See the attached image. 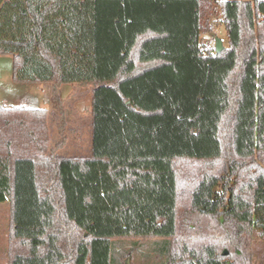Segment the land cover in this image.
I'll use <instances>...</instances> for the list:
<instances>
[{
    "label": "trees",
    "instance_id": "obj_1",
    "mask_svg": "<svg viewBox=\"0 0 264 264\" xmlns=\"http://www.w3.org/2000/svg\"><path fill=\"white\" fill-rule=\"evenodd\" d=\"M128 1L0 0L12 80L51 84L58 102L61 85L91 94L86 157L50 151L48 109L0 107L8 264H252L264 242V0H186L191 32L152 29L155 8L133 6L143 15L129 22ZM212 19L227 34L218 54L199 42ZM134 24L145 29L129 41Z\"/></svg>",
    "mask_w": 264,
    "mask_h": 264
},
{
    "label": "rangeland",
    "instance_id": "obj_2",
    "mask_svg": "<svg viewBox=\"0 0 264 264\" xmlns=\"http://www.w3.org/2000/svg\"><path fill=\"white\" fill-rule=\"evenodd\" d=\"M162 2V1H161ZM172 2V1H170ZM178 3H183L181 6ZM164 7H158V2L151 0L128 1L124 6V16L129 22L138 21L140 16H131L134 7L155 8L158 11L161 20L156 21L157 26L152 29L167 28L171 25L186 26L188 31H192V25H195L193 1L178 0L177 3L163 2ZM134 6V7H133ZM158 7V8H157ZM184 9V11H183ZM167 14L170 16H167ZM184 15V19L180 17ZM214 26L211 34L200 35L199 42L213 49V40L218 39L223 47L227 46V34L225 28L217 21L212 19ZM140 24V23H137ZM150 26V25H148ZM123 27V26H122ZM127 31V39L130 41L134 33L142 32L143 26L129 25L124 26ZM100 30V25H97ZM188 32V36L190 35ZM189 47L195 45L196 41L193 35L188 38ZM38 85V84H37ZM46 88V98L41 104L40 91L37 86H23L12 80V57L10 55H0V107H25L23 99L27 97L38 106L49 111V146L50 151L56 156L64 157H86L91 149V107H90V89L82 85H65L58 91L61 101L54 99L53 88L50 84ZM44 88V89H45ZM22 96V98H21ZM27 100V99H26ZM31 109V108H30ZM10 205L8 202L0 203V264H8L7 252L9 248V218ZM253 261L252 264H264V242L255 240L252 246Z\"/></svg>",
    "mask_w": 264,
    "mask_h": 264
},
{
    "label": "crops",
    "instance_id": "obj_3",
    "mask_svg": "<svg viewBox=\"0 0 264 264\" xmlns=\"http://www.w3.org/2000/svg\"><path fill=\"white\" fill-rule=\"evenodd\" d=\"M194 39L195 40H197L195 37H194ZM23 86H30V85H34V86H37V90H39L41 93H40V97H41V104L40 105H42V103H43V99L44 98H46V88H47V90H49L48 89V87H46L47 85H45V84H22ZM51 85V84H50ZM42 86H45V87H42ZM52 86V85H51ZM63 86H65V85H61L59 88H58V91H59V89H61ZM45 88V89H44ZM21 98H22V96H21ZM27 99V100H26ZM23 101H24V103H25V105L27 106V107H29V108H31V109H38V106H36L37 104H36V102H35V104H33V102L31 101V100H29L27 97H25V99H23ZM59 101H61V99H60V96H59ZM90 107H91V96H90ZM25 108V107H24ZM91 112V111H90Z\"/></svg>",
    "mask_w": 264,
    "mask_h": 264
},
{
    "label": "water",
    "instance_id": "obj_4",
    "mask_svg": "<svg viewBox=\"0 0 264 264\" xmlns=\"http://www.w3.org/2000/svg\"><path fill=\"white\" fill-rule=\"evenodd\" d=\"M214 48H215V52L218 54L219 52L222 51V49H223L224 47L222 46V43H221L218 39H215V40H214ZM224 254H226V252H224ZM124 264H131V263H130V261L127 259V260L125 261Z\"/></svg>",
    "mask_w": 264,
    "mask_h": 264
},
{
    "label": "built area",
    "instance_id": "obj_5",
    "mask_svg": "<svg viewBox=\"0 0 264 264\" xmlns=\"http://www.w3.org/2000/svg\"><path fill=\"white\" fill-rule=\"evenodd\" d=\"M213 46H214V43H213Z\"/></svg>",
    "mask_w": 264,
    "mask_h": 264
}]
</instances>
